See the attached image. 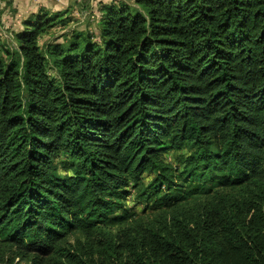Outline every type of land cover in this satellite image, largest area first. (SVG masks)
Here are the masks:
<instances>
[{"label": "trees", "instance_id": "trees-1", "mask_svg": "<svg viewBox=\"0 0 264 264\" xmlns=\"http://www.w3.org/2000/svg\"><path fill=\"white\" fill-rule=\"evenodd\" d=\"M134 1L0 43V264H264V0Z\"/></svg>", "mask_w": 264, "mask_h": 264}, {"label": "rangeland", "instance_id": "rangeland-1", "mask_svg": "<svg viewBox=\"0 0 264 264\" xmlns=\"http://www.w3.org/2000/svg\"><path fill=\"white\" fill-rule=\"evenodd\" d=\"M111 3H123L137 8L134 0H0V43L16 52L18 49L14 35L23 29V22L40 10L61 13L60 24L45 35L42 47L51 43H64L73 32L99 35L98 22L101 8ZM15 264H29L27 261H15Z\"/></svg>", "mask_w": 264, "mask_h": 264}]
</instances>
